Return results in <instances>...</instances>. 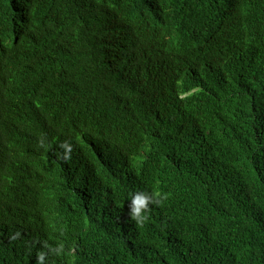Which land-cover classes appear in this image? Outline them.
Returning a JSON list of instances; mask_svg holds the SVG:
<instances>
[{"label": "trees", "instance_id": "1", "mask_svg": "<svg viewBox=\"0 0 264 264\" xmlns=\"http://www.w3.org/2000/svg\"><path fill=\"white\" fill-rule=\"evenodd\" d=\"M1 140L0 264H264V0H0Z\"/></svg>", "mask_w": 264, "mask_h": 264}, {"label": "clouds", "instance_id": "2", "mask_svg": "<svg viewBox=\"0 0 264 264\" xmlns=\"http://www.w3.org/2000/svg\"><path fill=\"white\" fill-rule=\"evenodd\" d=\"M129 41L128 50L124 51L128 54H135L142 48H148L152 51L151 47L146 41L144 34L138 30L137 33H133L125 37ZM180 45V44H179ZM0 142H3L1 140ZM65 147L66 154L71 152V147L67 145H62ZM5 152V145H0V156H3ZM70 158V157H66ZM159 193H146V192H136L134 194L130 193V201L128 203V210L130 218L138 224L144 223L148 219L147 213L150 211V204H155L157 202V197ZM40 260L43 261V256L39 255Z\"/></svg>", "mask_w": 264, "mask_h": 264}, {"label": "bare ground", "instance_id": "3", "mask_svg": "<svg viewBox=\"0 0 264 264\" xmlns=\"http://www.w3.org/2000/svg\"><path fill=\"white\" fill-rule=\"evenodd\" d=\"M0 218H2V217H0ZM3 222V221H2ZM5 222H3V223H1V224H4ZM11 226V225H10ZM0 228H10V229H13V227H9V226H4V227H1V225H0ZM37 244V243H36ZM30 252V251H29ZM32 253H34V254H36L35 252H32ZM40 257L41 256H38V259H40Z\"/></svg>", "mask_w": 264, "mask_h": 264}]
</instances>
